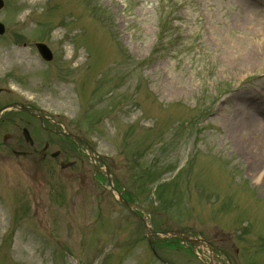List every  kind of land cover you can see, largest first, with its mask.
<instances>
[{"label": "rangeland", "instance_id": "374dc122", "mask_svg": "<svg viewBox=\"0 0 264 264\" xmlns=\"http://www.w3.org/2000/svg\"><path fill=\"white\" fill-rule=\"evenodd\" d=\"M4 1L0 86L88 139L156 230L264 264V146L262 159L240 152L231 122L264 116V0ZM13 39L46 42L56 60ZM78 146L55 181L0 161V264H203L180 240L151 246Z\"/></svg>", "mask_w": 264, "mask_h": 264}, {"label": "flooded vegetation", "instance_id": "af4514ba", "mask_svg": "<svg viewBox=\"0 0 264 264\" xmlns=\"http://www.w3.org/2000/svg\"><path fill=\"white\" fill-rule=\"evenodd\" d=\"M10 77H19L18 71L11 69ZM36 107L0 86V161H12L37 178L43 172L52 181L57 158L71 154L72 138L58 140V131L67 125L56 116L35 110Z\"/></svg>", "mask_w": 264, "mask_h": 264}, {"label": "bare ground", "instance_id": "6f19581e", "mask_svg": "<svg viewBox=\"0 0 264 264\" xmlns=\"http://www.w3.org/2000/svg\"><path fill=\"white\" fill-rule=\"evenodd\" d=\"M250 9L251 8H247V11H251ZM251 13L243 15L242 20L243 21L244 20L245 21L254 20V18H256L254 15V12L251 11ZM263 28L264 26L262 27L261 31L264 30ZM255 53H256L255 51L251 53L247 52L245 54L246 56L245 60L250 61L255 56ZM244 111L245 112H242L240 110L239 113L235 115L236 117L231 121L233 131L237 134V136L239 135V137H241V138H237L238 139L237 145L239 147L240 152L245 153L250 158L253 157V154L251 152L253 151L255 152V155L257 154V156H259V158L262 159V154L259 151V144H262V147L264 146L263 145L264 144V116L263 118H259L258 113H256V111L253 109L250 110V113L246 112L245 109ZM261 114L264 115V111H262ZM247 147H249V149ZM260 174H259L260 178H257L256 180L257 182H259V180H261L262 178L264 179V175H262L261 172Z\"/></svg>", "mask_w": 264, "mask_h": 264}, {"label": "water", "instance_id": "95a60500", "mask_svg": "<svg viewBox=\"0 0 264 264\" xmlns=\"http://www.w3.org/2000/svg\"><path fill=\"white\" fill-rule=\"evenodd\" d=\"M0 5H2L1 1H0ZM1 32H2V29H1ZM38 47L40 48V51L42 52L43 56H45L46 58L51 57V55H49L48 49L46 48L44 44H38Z\"/></svg>", "mask_w": 264, "mask_h": 264}]
</instances>
